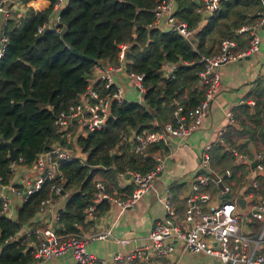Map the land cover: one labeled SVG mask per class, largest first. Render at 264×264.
<instances>
[{
	"label": "trees",
	"instance_id": "16d2710c",
	"mask_svg": "<svg viewBox=\"0 0 264 264\" xmlns=\"http://www.w3.org/2000/svg\"><path fill=\"white\" fill-rule=\"evenodd\" d=\"M175 1L176 18L185 20L188 27L196 25L199 16L193 10L195 2ZM52 2L49 0L41 10L28 7L18 20L11 12L4 25L6 43L0 55V183H8L11 163L18 157L22 158L20 163L29 164L39 151L63 140L54 124L56 114L84 91L95 64L102 60L117 63L120 43H128L125 69L141 73L144 85L142 103L112 100L104 127L78 136L77 142L87 154L85 164L75 159L61 161L66 194L57 230L66 233L77 232L78 224L84 221L93 182L103 181L111 193L124 197L133 184L117 185V173L150 170L154 154L166 150L162 144L152 143L143 153H135L130 142L114 150L121 133L160 131L162 123L171 118L175 102L184 110L198 104L204 92L197 80L199 56L216 51L224 37L241 41L236 29L251 24L262 4L260 0H220L219 8L200 23L192 39H187L176 30L149 26L159 0H66L59 11V32H36L37 25L50 13ZM165 64L167 69L163 70ZM254 101L253 113L246 115L252 125L242 124L239 132L246 133L249 141H264V99ZM244 145L240 144L242 148ZM220 150L215 158L220 161L225 157L228 164L231 155L225 148L227 153ZM48 194L45 183L21 202L15 219L0 213V264H26L32 260V247L27 242L34 237L25 233L17 239L11 237L28 223L39 201ZM103 202L98 205H102L101 210ZM36 224L40 223L29 222Z\"/></svg>",
	"mask_w": 264,
	"mask_h": 264
},
{
	"label": "built area",
	"instance_id": "2783aa9c",
	"mask_svg": "<svg viewBox=\"0 0 264 264\" xmlns=\"http://www.w3.org/2000/svg\"><path fill=\"white\" fill-rule=\"evenodd\" d=\"M28 1L0 0V55L6 43L3 30L6 20L12 11L16 13L18 20L28 9ZM47 2L49 4V0ZM65 4L66 0H53L50 13L37 25L36 32L44 29L59 32V11ZM219 4L220 0H197L193 10L198 14L199 20L196 25L188 27L185 20H179L174 15L173 0H159L154 9V20L149 26L176 30L183 37L192 39L200 23L217 10ZM263 22L264 5L257 11L251 24H241L236 29L235 33L241 37V41L236 37H224L219 41L216 51L199 56L201 68L197 72V80L204 87V92L198 104L184 110L182 105L175 102L171 118L162 123L160 131L142 129L122 132L113 149L116 150L127 142H130L135 153H143L152 143H160L167 148L171 141L186 138L199 127L219 84L218 68L257 50V30ZM243 42L246 44L243 45ZM118 47L117 63L102 60L95 64L84 91L56 114L54 124L63 140L39 151L29 164L20 163L22 158L18 157L17 162L11 163V167L21 165L28 171V176L19 183H0L1 189L7 186L10 191L5 193L0 190V213L10 219L16 218L12 196L21 203L45 183L49 191L48 196L39 201L35 213V222L40 224L32 226L28 221L11 237L17 239L24 233L34 237L33 241L27 242L28 247H32V260L26 264H47L56 257L65 256L67 252L69 264H182L181 255L184 251L203 254L212 261L211 264H264V185H261V176L264 178V148L256 145L252 150H245L239 142H231L225 138L229 127L236 125L234 107L226 111V124L213 140L214 144H222L231 155V166L219 170L211 168L210 145L206 144L200 151L197 169L190 181V189L183 198L182 208L178 210L173 204L170 189L166 188L163 194H156L164 215L161 220L152 224L146 243L133 247L125 254L115 252L109 259H105L88 252L85 244L97 239L122 240L114 237L109 229L83 234L79 231L61 233L57 230V218L62 208V205H57L58 200L66 194V176L60 163L75 159L80 164H85L87 154L78 144V136L104 127L112 100L117 103L126 101L124 87L117 84L115 75L119 73L133 86L136 102L143 101L142 74L125 69L128 43L122 42ZM261 84L264 87V79ZM254 102V99L244 101L249 105H254ZM113 149L110 150L114 152ZM165 156L164 152L154 154V165L150 170L127 171L133 187L124 197L111 193L103 181L93 182L92 195L84 208V220L94 218L101 201L110 202L120 210L130 207L141 194L152 188L155 175L163 169ZM253 161L255 164L251 166ZM127 172L117 173V185L124 186L123 180ZM210 185L218 191L213 193L208 190ZM239 199L243 200L242 205ZM45 218L48 219L46 224L43 223Z\"/></svg>",
	"mask_w": 264,
	"mask_h": 264
},
{
	"label": "crops",
	"instance_id": "0c3cea01",
	"mask_svg": "<svg viewBox=\"0 0 264 264\" xmlns=\"http://www.w3.org/2000/svg\"><path fill=\"white\" fill-rule=\"evenodd\" d=\"M192 1L195 4L197 3V0ZM260 1L264 5V0ZM41 4L42 8H40ZM27 5L35 10H41L48 5V2L47 0H29ZM173 6L174 10H176L177 4L175 0H173ZM257 33L259 37L257 50L218 68L219 84L212 95L200 126L188 134L186 138L171 141L170 146L164 150L165 152L163 151L166 153L164 166L161 172L155 175L152 188L141 194L130 207L122 210L118 206L104 201L105 207L101 210L102 205L98 206L93 219H85L78 224V231L81 234L109 229L114 237L122 239L121 241L108 238L89 240L85 244L88 252L96 257L109 259L115 252L125 254L133 247L146 243V237L152 224L161 220L164 215L163 207L156 199V194H163L166 188L170 189L173 204L180 210L183 206V198L190 189V181L196 172L200 151L206 144L210 145L211 168L219 170L229 166L225 163V157H221L220 161L215 158L216 151L219 157L220 146L222 147L221 152H227L222 144H214L213 140L221 127L226 124L225 113L230 108L234 107L237 120L236 125L229 127V130L225 133V138L231 142H239V145L244 142L243 148L245 150H252L256 146L257 140L249 141L246 133L239 132V130L242 124L252 125L246 115L247 113H253L255 103L254 105H249L244 103V101L247 99L255 100V98L258 100L264 99V91L258 85L264 79V22L258 28ZM162 68L163 70L167 69V65H163ZM115 79L118 85H123L127 98L137 99L134 88L128 81L119 73L115 75ZM198 87L202 86L199 84ZM185 93H183V96L186 95ZM225 155L227 156V154ZM28 174L27 170L18 165L16 168H12L8 183H19ZM127 174L128 177L123 180L124 185L130 182L129 173L127 172ZM261 185H264V178ZM207 189L213 193L218 191L212 185L207 187ZM0 190L5 193L9 192L7 186L0 188ZM11 199L14 202L13 213L16 215L17 207L21 203L17 201L15 196H12ZM58 201L57 205H62L63 198H59ZM35 219L37 217L34 214L29 221L35 222ZM39 222H42V220H39ZM43 223H48V219L46 220L45 218ZM50 224L52 223L50 222ZM68 259L69 253L67 252L65 256L56 257L54 261H50L47 264H67ZM181 262L182 264L212 263L203 254H194L189 251L182 253Z\"/></svg>",
	"mask_w": 264,
	"mask_h": 264
},
{
	"label": "water",
	"instance_id": "95a60500",
	"mask_svg": "<svg viewBox=\"0 0 264 264\" xmlns=\"http://www.w3.org/2000/svg\"><path fill=\"white\" fill-rule=\"evenodd\" d=\"M142 97H143V95H142ZM8 146H9V157H10V159H13L14 158V152H13V149H12V147H11V145L8 143ZM255 164V161H253L252 163H251V166H253ZM128 177V174H125V178H127ZM239 203L242 205L243 204V200L242 199H239ZM55 223L54 222H52V225H54ZM215 264H218V262H214Z\"/></svg>",
	"mask_w": 264,
	"mask_h": 264
},
{
	"label": "rangeland",
	"instance_id": "374dc122",
	"mask_svg": "<svg viewBox=\"0 0 264 264\" xmlns=\"http://www.w3.org/2000/svg\"><path fill=\"white\" fill-rule=\"evenodd\" d=\"M40 8H42V4L40 5ZM126 100L127 101H136V100H133L130 97H128ZM255 145H257L258 147L264 148V141L257 140ZM160 153L163 154V151H160ZM228 164H231V160H229ZM8 193H10V191ZM67 264H69V262Z\"/></svg>",
	"mask_w": 264,
	"mask_h": 264
}]
</instances>
